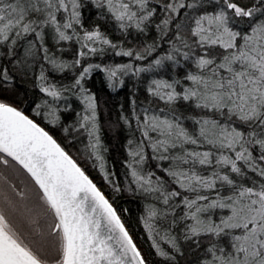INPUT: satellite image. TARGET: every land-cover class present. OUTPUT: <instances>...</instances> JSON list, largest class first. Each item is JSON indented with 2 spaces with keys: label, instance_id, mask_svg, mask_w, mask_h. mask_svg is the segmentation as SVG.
<instances>
[{
  "label": "snow or ice",
  "instance_id": "1",
  "mask_svg": "<svg viewBox=\"0 0 264 264\" xmlns=\"http://www.w3.org/2000/svg\"><path fill=\"white\" fill-rule=\"evenodd\" d=\"M91 3L122 34L154 27L156 39L114 43L99 25L85 27L83 0H0V52L16 71L39 67L34 115L85 139L113 191L144 199L140 223L164 264H177L181 241L196 249V264H264V0ZM109 51L127 62H94ZM182 61V76L157 72ZM68 71L70 83L58 79ZM96 72L113 90L153 74L149 102L133 94L121 112L131 132L123 186L107 169L97 98L86 87ZM13 79L0 65V82ZM73 98L81 107L64 125ZM0 166V264H149L77 159L8 99H0Z\"/></svg>",
  "mask_w": 264,
  "mask_h": 264
},
{
  "label": "trees",
  "instance_id": "2",
  "mask_svg": "<svg viewBox=\"0 0 264 264\" xmlns=\"http://www.w3.org/2000/svg\"><path fill=\"white\" fill-rule=\"evenodd\" d=\"M85 6L82 9V19L85 27L99 25L100 30L104 32L114 43L123 42L125 47H135L142 42L151 43L156 39L155 28L146 35H137L133 32L131 35L122 34L115 25V22L107 17L102 9H98L91 0H83ZM179 22V21H178ZM174 27V26H173ZM71 42H67L64 46L67 47ZM161 47L166 51L167 44L163 43ZM7 57H4L0 52V65L7 66L13 80L2 83L0 82V99H8L15 106L21 108L31 118L35 119L41 126L46 127L57 139L59 143L68 151L86 173L94 180L95 183L106 194L109 200L113 203L125 221L126 226L134 236L138 246L149 260V264H164L162 258L155 255V250L151 248V241L148 240L147 234L144 231L143 225L140 223V216L144 208V199L140 196H133L127 191L115 192L104 181L98 169L94 166L93 160L88 158L85 151L87 141L76 133L71 135L66 134L62 127L48 125L43 119V112L40 116H35L33 109L36 105L42 103V94L34 87V76L39 74L38 65L34 69H30L27 74L16 71L13 65L7 64ZM65 59H71V52L65 56ZM127 57H117L109 51L104 56L97 55L94 62L103 63H123L127 62ZM186 68L183 61L180 66L173 67L170 63H166L164 67L157 70L159 75L172 77L174 75H183ZM53 75H56L55 73ZM152 73L142 74L140 78H125V84L121 87L110 89L102 73H93L86 81V87L95 94L98 103V121L101 126L100 133L104 147L107 148L105 153L107 169L115 174V179L122 186L126 183L125 168L123 161L127 159L125 145L131 135L128 127L120 120L121 112H129L130 103L135 94V98L144 104L149 102L144 86L147 82L145 77L151 78ZM58 79L64 83H70L72 79L71 71L66 75L59 76ZM72 109L66 112H61V121L64 125L71 124L76 119V111L80 110V104L74 98L71 100ZM183 111V106L180 108ZM187 114V113H186ZM186 125H190L191 121H185ZM2 167V166H0ZM23 179V177H20ZM12 182L19 185V180L16 177L12 178ZM183 255L177 254V264H196V249L193 246L181 241Z\"/></svg>",
  "mask_w": 264,
  "mask_h": 264
},
{
  "label": "water",
  "instance_id": "3",
  "mask_svg": "<svg viewBox=\"0 0 264 264\" xmlns=\"http://www.w3.org/2000/svg\"><path fill=\"white\" fill-rule=\"evenodd\" d=\"M26 114V113H25ZM26 115H28V114H26ZM31 118V117H30ZM87 174V173H86ZM91 178V177H90ZM98 186V185H97ZM99 187V186H98ZM100 188V187H99ZM106 195V194H105ZM108 198V197H107ZM131 233V232H130ZM132 234V233H131Z\"/></svg>",
  "mask_w": 264,
  "mask_h": 264
}]
</instances>
